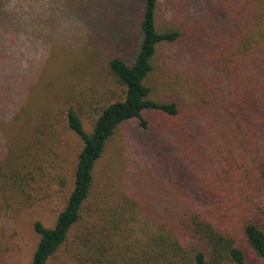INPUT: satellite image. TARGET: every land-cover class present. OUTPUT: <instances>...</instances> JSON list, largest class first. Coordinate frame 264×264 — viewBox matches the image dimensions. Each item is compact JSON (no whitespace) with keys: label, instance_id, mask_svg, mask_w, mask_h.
Wrapping results in <instances>:
<instances>
[{"label":"rangeland","instance_id":"rangeland-1","mask_svg":"<svg viewBox=\"0 0 264 264\" xmlns=\"http://www.w3.org/2000/svg\"><path fill=\"white\" fill-rule=\"evenodd\" d=\"M44 1L0 0V264H30L38 240L33 223L54 224L82 147L67 128V112H77L91 131L101 108L123 98L107 72L108 55L127 54L136 42L139 0H87L81 14L56 8V21ZM225 12L224 0H162L158 26L172 25L182 37L156 51L146 82L152 99L198 103L199 89L216 80L208 54ZM146 117L148 129L134 120L117 128L81 219L47 264H150L156 256L147 243L166 233L164 223L190 196L172 134L162 119ZM16 175L29 178L26 194L14 185ZM104 190L115 209L101 213ZM195 249L210 259L208 248L190 243L188 263Z\"/></svg>","mask_w":264,"mask_h":264},{"label":"trees","instance_id":"trees-1","mask_svg":"<svg viewBox=\"0 0 264 264\" xmlns=\"http://www.w3.org/2000/svg\"><path fill=\"white\" fill-rule=\"evenodd\" d=\"M139 1L134 48L127 54L111 53L105 62L123 98L101 108L90 132L77 112H67V128L82 147L71 191L54 224L33 223L38 240L30 264H47L67 241L94 192L96 165L117 128L134 120L148 129V113L162 119L163 131L172 134L179 151L177 167L188 175L183 193L190 196L182 201L186 207L164 223L166 233L154 234L147 243L156 253L150 264H264V0H224V20L208 54L216 80L199 89L203 97L197 104L185 107L150 97L146 82L156 51L162 44L177 42L182 33L172 25L158 26L162 0ZM86 2L44 1L55 21L56 8L61 14L68 8L81 14L88 8ZM192 34L196 35L194 30ZM198 36L202 39L201 33ZM28 181L25 175H16L14 185L26 194ZM107 200L104 190L101 213L115 209ZM190 243L208 248L210 259L195 249L188 263Z\"/></svg>","mask_w":264,"mask_h":264}]
</instances>
